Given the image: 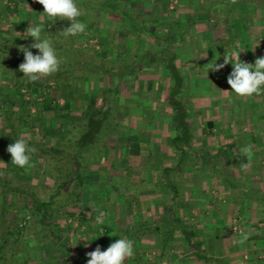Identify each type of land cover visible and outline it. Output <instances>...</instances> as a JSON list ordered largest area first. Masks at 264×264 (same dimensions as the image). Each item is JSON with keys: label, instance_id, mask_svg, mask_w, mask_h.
<instances>
[{"label": "crops", "instance_id": "crops-1", "mask_svg": "<svg viewBox=\"0 0 264 264\" xmlns=\"http://www.w3.org/2000/svg\"><path fill=\"white\" fill-rule=\"evenodd\" d=\"M170 1L75 0L89 19L106 20V32L118 20L121 31L145 34L135 54L121 58L120 94L130 92L131 101L120 111L132 107L135 116L120 117L121 129L92 173L93 184L107 187L113 163L139 189L123 191L136 194L127 217L121 208L106 210L111 242L134 241L123 264H264V94L232 92L231 63L209 69L233 50H243L247 63L264 56V0H182L174 13ZM116 2L117 11L102 7ZM43 11L36 0H0V32L12 29L26 45L29 24L53 22ZM215 12L222 22H212ZM61 20L67 19L56 17V25ZM246 145L253 161L244 171L239 149ZM237 216L239 233L231 226ZM132 225L137 232L128 233Z\"/></svg>", "mask_w": 264, "mask_h": 264}, {"label": "trees", "instance_id": "trees-1", "mask_svg": "<svg viewBox=\"0 0 264 264\" xmlns=\"http://www.w3.org/2000/svg\"><path fill=\"white\" fill-rule=\"evenodd\" d=\"M117 5L118 2L114 5H102V7L113 12L118 10H116ZM57 32L51 31L52 34ZM4 35V32H0V74L6 77V82H0V165L3 166L1 168L16 173L24 171L25 177L28 174L30 176L32 168H20L11 163L12 157L8 153L7 147L20 139L21 133L29 132V129L32 131L37 121L43 122L44 119L53 122L60 121L62 130L65 132L61 131L58 134L59 136L57 135L60 140L59 148L47 145L48 148L45 150L46 152L48 149L50 151L49 159L47 156L37 158V163H40V159L43 160L42 166H44L45 173L55 179L54 186L46 197L41 195L43 187H40V184H19L12 181L6 174L0 175V192L2 195L0 205V264H30L33 260L32 257L37 259L34 251H40L44 247V250L41 251L43 254L40 252L41 257L36 260L38 264H69L70 250L68 248L61 247L59 244L56 252H51L49 244L43 245L40 236L36 235L32 239L29 238L26 235L28 231L26 228L36 220L49 229L52 240L61 241L62 227L55 220V212L59 210L60 206L68 203L73 204L80 200L84 184L93 183V175L91 174L94 172V169H92L93 160L100 158L101 152L107 146V140L110 138L111 132L118 126L116 113L119 111L118 95H120V88L112 85L113 81H110L111 83L102 90L99 102L93 98L91 104L83 110L82 117L77 118V114L74 112L75 104L72 102L74 87L71 77L73 75L70 76V74L73 73L75 68H79L82 63L87 68H96V64L91 60V57L89 60L85 59L84 61L81 55L86 54L85 50L69 45L59 47L58 44L52 43L58 58L62 61L60 70L50 76H44V82L38 80L36 82L28 81L25 82L27 84H24V80H22L24 74L19 71V65L24 62V54L19 50V46H29L35 41L32 38L26 45L20 40L14 43L11 41L10 36L6 37ZM30 50L34 55L38 54L37 49ZM75 56H78L81 61L78 62ZM111 64L113 62L109 61L107 66L110 67ZM99 67L107 75H115L109 67L107 69L102 65H99ZM50 82H53L54 85H50ZM13 86L16 87L17 92L9 94ZM24 86L28 87L31 92L32 98L29 102L36 108L35 112L28 108L26 101L18 104ZM58 96L65 99L63 104L54 102ZM21 105L24 106V109L18 112L15 107ZM24 112H26V116H23ZM18 115L22 117L19 120L20 123L21 121L25 123L23 126H20V123L19 126L18 124L16 126L13 122V118ZM78 119L81 120L77 122ZM52 129H55V125L52 126ZM42 134L46 139L47 135L44 131ZM35 161L33 164L36 163ZM84 169H88L89 174H82ZM108 170L110 179L105 199L108 200L110 205L107 209L111 212L118 207L121 208V211L123 209L125 215L129 214L132 206L130 203L136 199V194L125 196L126 192L123 191L128 188L127 184L124 186L127 179L121 174L119 168L113 166V163L109 165ZM20 197L23 201L18 200ZM123 199L124 202L119 205ZM10 201L11 203L8 204L7 202ZM8 214H10L9 218ZM141 227L139 231H142ZM143 227L150 229L148 225H143ZM136 229L137 226L132 225L127 230L128 233H132L137 232ZM194 234L196 233L193 230L186 232L187 237H193ZM34 242L37 248H32V251L27 250L28 245ZM62 244L64 243L62 242ZM197 247L200 248V245L197 244Z\"/></svg>", "mask_w": 264, "mask_h": 264}, {"label": "rangeland", "instance_id": "rangeland-1", "mask_svg": "<svg viewBox=\"0 0 264 264\" xmlns=\"http://www.w3.org/2000/svg\"><path fill=\"white\" fill-rule=\"evenodd\" d=\"M168 3V6L170 7V13H174L176 9L179 7L182 8V0H171ZM175 10V11H173ZM173 11V12H172ZM84 12V15L80 16L78 19H82L87 27L84 33L78 34L77 36H69V37H64L60 31L63 30L66 27H69L67 24L68 20H61L59 23L56 25V18H53V22H51V25L48 27L47 21L46 26H44L43 31L41 33L42 39H49L52 43H56L59 45V47H64L65 45H69L72 47H79L85 50L86 54L81 55L85 61V59L89 60L91 57V60L95 62L96 68H87L82 65L78 68H75L73 70V73L70 74L72 84L74 87V91L72 94L73 97V103L75 104V110L77 114V118H81L82 115L84 114L83 110L88 107L93 98L97 102H99L101 92L104 88H106L111 82L113 81L114 86H119L120 84V74L123 71V67L125 64L123 62H126L122 60L121 58L123 54H135V47L134 43L143 42L142 40L145 39V34L144 32L140 31H121L119 28L120 26L118 25L119 21L115 20V24L113 26V30H107L108 24L106 23V28H103V24L105 23V19L101 17H94L92 19H89L86 17V15L90 14ZM92 14V13H91ZM217 13L215 12L210 19L212 20L213 23L217 22H222L220 21L221 18H218ZM176 18L177 20H182V17L176 16L173 17ZM43 20V19H41ZM167 20V19H166ZM210 20V21H211ZM43 22V21H42ZM48 22V23H50ZM70 22V21H69ZM114 22V21H113ZM225 23V21H223ZM71 24V22H70ZM115 28V29H114ZM51 31H58L55 34H52ZM3 33V32H2ZM6 37H11V41L15 42L17 40L23 41L22 38H19L17 34H14V31L12 29H8L7 31L4 32ZM28 39L32 40V37H28ZM138 41V42H137ZM16 43V42H15ZM75 59L80 62L81 60L78 59V56H75ZM109 61H112L113 64L111 66H107ZM99 65H102L104 68H110L112 69V72L115 73V75H107L102 68L99 67ZM126 67V66H125ZM129 67V66H128ZM131 69L134 68V65L130 66ZM131 69L128 71L130 72ZM22 80L24 84H27L25 82H28V79L24 77ZM40 81L44 82L45 77H41ZM0 82H6L5 79H0ZM142 83V82H140ZM46 84V83H45ZM50 85H54L53 82L49 83ZM144 84L148 86L150 82L145 81ZM136 82H133V87H135ZM127 87L124 89L126 90ZM124 90V92H125ZM127 91V90H126ZM15 94L16 87L13 86L11 87L9 94ZM123 93V92H122ZM124 94V93H123ZM130 92H128L127 95H129ZM122 94L118 95L119 96V111L116 113L117 114V121H118V126L111 132L110 138L107 140V146L108 143L111 142V138L115 136V133L119 132L121 127H119V119L120 117L124 119V117L128 116H135V109L131 107L130 112H121L120 107L121 105H129V97H127L126 94L121 96ZM116 96V95H115ZM19 103H22V101L27 102L28 108L32 111L35 112L36 108L31 105L29 101L31 100V92L28 87L24 86L21 90V96H19ZM40 100V98H39ZM54 102H60L63 104L65 102V99L62 97H57ZM125 105V106H126ZM19 106V105H17ZM15 107L16 110L19 112L20 110L24 109V106L21 105L20 107ZM23 116H26V112H24ZM21 116L18 115L16 118H13V122L18 124L21 120ZM49 119V118H48ZM81 119H78L77 122H79ZM60 121L53 122L49 120L42 121H37L35 127L32 129V131L29 129L28 131H25L21 133V137L25 139L31 146H34L37 149L36 153L31 154L32 159H31V164L34 165L32 168V172L29 176L26 175L24 176V171L16 173L15 171L9 172L5 171L0 165V175H8L12 181H15L19 184H40V187H43V190L41 189V195L46 197L51 189L54 186V180L53 177H50L45 173V170L43 169L44 166H42V159H40V163H37V158H41L42 156H47V158H50V151L49 149L46 152V148L49 147H55L59 148V137L57 135L59 132L63 131L62 126L60 125ZM23 123L21 121L20 126H23ZM55 125V129H52V126ZM25 126V125H24ZM27 126V125H26ZM28 130V129H27ZM43 131L47 135V138L43 137ZM56 132V133H54ZM65 132V131H63ZM59 136V135H58ZM31 140V141H29ZM50 140V141H47ZM47 142V144H46ZM48 145V146H47ZM106 147H104L103 151L101 152V156L98 159L93 160V167L94 169L96 165L101 164L103 162V155L105 154ZM45 150V151H44ZM40 156V157H39ZM36 160V161H35ZM36 162L33 164V162ZM36 165V167H35ZM41 165L40 167H38ZM103 165V164H102ZM101 165V166H102ZM112 165V164H111ZM114 165V164H113ZM88 169H84L82 174H89ZM92 174V173H91ZM25 177V178H24ZM94 183V181H93ZM93 183H85L83 187V191L81 193V199L78 200L77 202L71 204V203H66L67 205L60 206L59 210L55 212V220L59 224L60 227H62V232L61 236L62 238L61 241H56L55 239L52 240L51 238V232L49 229L43 225H41L39 222L33 221L28 225L26 228L28 231L26 232V235L29 238H33L36 235L40 236L41 242H43V245H48L51 248V252H56V249L58 248L59 244L61 247H66L70 251V256L68 258L69 264H85L88 260V257L86 253L92 252L96 249L97 246L100 247L101 250L105 248V250L108 248L111 241H114L111 236L112 229L113 227L109 224V218H108V213L106 212L107 207H109L108 200L105 199V195L107 194V187L104 185L98 187L97 184ZM128 181H125L124 186L127 184L128 185V190H132L135 188V192H137L136 187L134 184L129 183ZM137 183V182H136ZM138 185V183H137ZM99 188V189H98ZM17 200V199H15ZM19 201H23L22 197L18 199ZM2 202V195L0 192V205ZM5 203V202H4ZM3 203V204H4ZM8 204L11 203L7 202ZM5 206V205H4ZM8 206V205H7ZM73 212V213H72ZM104 212L106 215L101 218V220L98 221L97 217L100 216V213ZM11 214V213H10ZM10 214H8V218L10 217ZM75 214V215H71ZM233 231L239 233L241 232L242 229V218L240 216H237L233 219L231 223ZM62 242L64 244H62ZM32 243L31 245H28L27 250L32 251V248L36 249L37 245H34ZM44 247V246H43ZM45 248V247H44ZM44 248H42L44 250ZM49 248V249H50ZM36 250V258H40V252L42 251ZM46 250V249H45ZM41 254H43L41 252ZM33 260H31L30 264H38L37 259L35 257H32Z\"/></svg>", "mask_w": 264, "mask_h": 264}, {"label": "clouds", "instance_id": "clouds-1", "mask_svg": "<svg viewBox=\"0 0 264 264\" xmlns=\"http://www.w3.org/2000/svg\"><path fill=\"white\" fill-rule=\"evenodd\" d=\"M36 2L43 6V13L47 17H59L71 22L69 27L60 31L64 37L77 36L85 32L87 25L78 19L84 15V12L77 6L75 0H36ZM42 31L43 25L29 24L24 34L26 37H32L35 42L29 46H19V50L24 54V62L19 65V71L24 74V77H27L29 82H36L41 77L50 76L60 70L62 61L58 58L52 42L49 39H42ZM30 49H37L38 54L34 55ZM242 51L225 52L223 63H215L209 69L219 71L231 63L233 70L227 77V83L232 92L240 98L252 97L253 94H264V87H262L264 86V56L256 58L254 63H247L240 59ZM7 151L12 157L11 163L14 166L20 168L34 166L30 162L31 154L36 153L37 149L34 146H29L25 139L20 138L9 144ZM239 152L247 158V162L240 166L242 170L247 171L252 166V146H242ZM105 215L106 213L101 212L97 217L98 221ZM245 240H247L246 234L239 242L243 243ZM86 255L88 257L87 264H123L126 258H131L134 255V241L121 238L110 244L105 251H101L97 246L94 251L88 252Z\"/></svg>", "mask_w": 264, "mask_h": 264}]
</instances>
